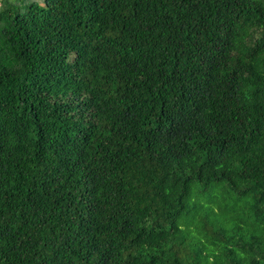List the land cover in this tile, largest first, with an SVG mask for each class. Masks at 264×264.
Listing matches in <instances>:
<instances>
[{"label":"trees","instance_id":"trees-1","mask_svg":"<svg viewBox=\"0 0 264 264\" xmlns=\"http://www.w3.org/2000/svg\"><path fill=\"white\" fill-rule=\"evenodd\" d=\"M0 264H264V0H2Z\"/></svg>","mask_w":264,"mask_h":264},{"label":"rangeland","instance_id":"rangeland-1","mask_svg":"<svg viewBox=\"0 0 264 264\" xmlns=\"http://www.w3.org/2000/svg\"><path fill=\"white\" fill-rule=\"evenodd\" d=\"M2 0H0V4H1Z\"/></svg>","mask_w":264,"mask_h":264}]
</instances>
